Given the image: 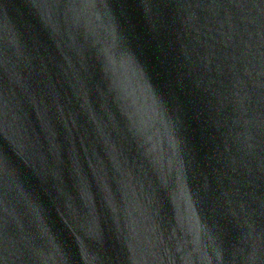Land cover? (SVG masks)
<instances>
[{
    "label": "water",
    "instance_id": "1",
    "mask_svg": "<svg viewBox=\"0 0 264 264\" xmlns=\"http://www.w3.org/2000/svg\"><path fill=\"white\" fill-rule=\"evenodd\" d=\"M0 264H264V0H0Z\"/></svg>",
    "mask_w": 264,
    "mask_h": 264
}]
</instances>
